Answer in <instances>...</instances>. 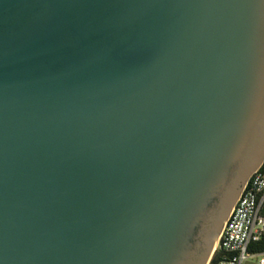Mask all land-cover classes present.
Returning <instances> with one entry per match:
<instances>
[{
    "label": "water",
    "instance_id": "95a60500",
    "mask_svg": "<svg viewBox=\"0 0 264 264\" xmlns=\"http://www.w3.org/2000/svg\"><path fill=\"white\" fill-rule=\"evenodd\" d=\"M264 164V0H0V264H207Z\"/></svg>",
    "mask_w": 264,
    "mask_h": 264
},
{
    "label": "built area",
    "instance_id": "2783aa9c",
    "mask_svg": "<svg viewBox=\"0 0 264 264\" xmlns=\"http://www.w3.org/2000/svg\"><path fill=\"white\" fill-rule=\"evenodd\" d=\"M264 168L261 166L251 177L237 203L232 209L221 234L220 244L207 264H244L248 257L260 255L259 264H264V254L251 253L250 244L264 233ZM219 258L212 259L216 253Z\"/></svg>",
    "mask_w": 264,
    "mask_h": 264
},
{
    "label": "trees",
    "instance_id": "16d2710c",
    "mask_svg": "<svg viewBox=\"0 0 264 264\" xmlns=\"http://www.w3.org/2000/svg\"><path fill=\"white\" fill-rule=\"evenodd\" d=\"M262 167L264 168V164L262 165ZM261 214H262V216H264V204L261 208ZM249 250L251 253H262V254H264V233L259 240L253 241L250 244ZM218 258H219V253L217 252L212 259V263H215Z\"/></svg>",
    "mask_w": 264,
    "mask_h": 264
},
{
    "label": "rangeland",
    "instance_id": "374dc122",
    "mask_svg": "<svg viewBox=\"0 0 264 264\" xmlns=\"http://www.w3.org/2000/svg\"><path fill=\"white\" fill-rule=\"evenodd\" d=\"M260 258V255L248 257V259L245 260L244 264H259L258 262Z\"/></svg>",
    "mask_w": 264,
    "mask_h": 264
}]
</instances>
